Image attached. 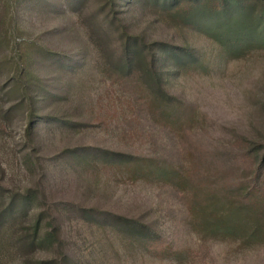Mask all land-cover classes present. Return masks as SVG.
<instances>
[{
	"label": "rangeland",
	"instance_id": "obj_1",
	"mask_svg": "<svg viewBox=\"0 0 264 264\" xmlns=\"http://www.w3.org/2000/svg\"><path fill=\"white\" fill-rule=\"evenodd\" d=\"M130 36L199 58L159 61L186 126L153 117L142 80L125 74ZM188 148L200 177L246 149L264 152V43L229 52L157 0H0V264H264V243L203 244L184 193L135 178L112 153L185 161ZM38 211L42 230L56 215L54 243L33 244ZM144 223L179 252L138 241Z\"/></svg>",
	"mask_w": 264,
	"mask_h": 264
},
{
	"label": "trees",
	"instance_id": "obj_2",
	"mask_svg": "<svg viewBox=\"0 0 264 264\" xmlns=\"http://www.w3.org/2000/svg\"><path fill=\"white\" fill-rule=\"evenodd\" d=\"M157 1L168 17L214 37L229 52L241 51L253 42L264 43V8L258 9L254 0ZM118 3L121 4V0ZM130 37L118 57L125 74L136 72L137 79L142 80L148 90L146 105L153 117L171 126H186L190 116L188 110L183 100L166 89L159 61L167 57L176 64H195L199 58L193 57L186 48L180 52L171 50L159 40L147 43L141 37ZM143 60L147 61L144 65ZM194 146L198 147L195 143ZM112 153L116 162L131 171L135 178L169 184L181 190L186 215L192 228L204 240L203 244L209 239L231 240L245 248L264 243V152L259 155L254 149H246L236 153L228 169L219 164L220 167L207 170L203 177L199 176L200 169L190 162L194 148H188L189 158L185 161L123 151ZM28 191L23 199L34 195L32 189ZM37 213L33 244L54 243L59 229L56 215L52 214L50 228L42 230L44 212ZM138 228L136 239L157 249V253L174 255L179 252L148 224ZM54 262L53 258H46L39 259L36 264Z\"/></svg>",
	"mask_w": 264,
	"mask_h": 264
}]
</instances>
